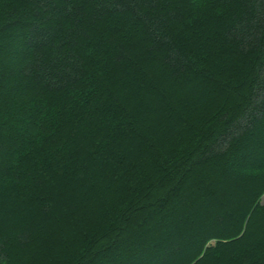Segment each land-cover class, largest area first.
<instances>
[{
    "label": "trees",
    "instance_id": "obj_1",
    "mask_svg": "<svg viewBox=\"0 0 264 264\" xmlns=\"http://www.w3.org/2000/svg\"><path fill=\"white\" fill-rule=\"evenodd\" d=\"M0 264H264V0H0Z\"/></svg>",
    "mask_w": 264,
    "mask_h": 264
}]
</instances>
